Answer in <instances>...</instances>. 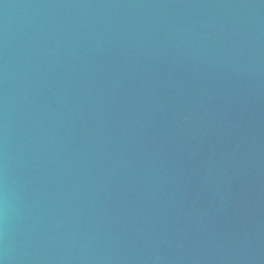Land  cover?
I'll return each mask as SVG.
<instances>
[{
	"label": "water",
	"instance_id": "obj_1",
	"mask_svg": "<svg viewBox=\"0 0 264 264\" xmlns=\"http://www.w3.org/2000/svg\"><path fill=\"white\" fill-rule=\"evenodd\" d=\"M0 264H264V0H0Z\"/></svg>",
	"mask_w": 264,
	"mask_h": 264
}]
</instances>
